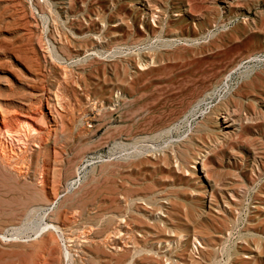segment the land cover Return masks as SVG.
I'll use <instances>...</instances> for the list:
<instances>
[{
  "label": "rangeland",
  "instance_id": "rangeland-1",
  "mask_svg": "<svg viewBox=\"0 0 264 264\" xmlns=\"http://www.w3.org/2000/svg\"><path fill=\"white\" fill-rule=\"evenodd\" d=\"M225 81L228 123L191 137ZM0 108V264H125L117 218L143 247L198 237L197 264H264V0H0Z\"/></svg>",
  "mask_w": 264,
  "mask_h": 264
},
{
  "label": "bare ground",
  "instance_id": "bare-ground-1",
  "mask_svg": "<svg viewBox=\"0 0 264 264\" xmlns=\"http://www.w3.org/2000/svg\"><path fill=\"white\" fill-rule=\"evenodd\" d=\"M145 66L146 65L143 64V65H139L137 68L138 69H143V68H145ZM239 68H240V65H238V67L236 69H239ZM243 73L244 74L242 75L243 76L242 79H247L246 75H248L249 69L248 70L247 69L244 70ZM229 76H230V74H228L224 78V80L227 79ZM125 84H128V83L125 82ZM239 86L240 85H237L234 88H229V85L227 84V81H225V83H221L216 89H214L215 91H213L212 95L213 94H217V90L223 88L225 96L223 97L222 100H220V102L217 104V106L215 108L210 109L209 112L206 115L203 116L202 121L199 123L197 130L195 132H193L191 137L199 138V136L202 135V134H205V135L211 134V136L217 137L218 134H215V131L217 130L216 128H220V119H221V124L228 123L227 106H228L229 102H233L235 100V97L237 96V93L239 92V89H240ZM114 92L116 93V97L121 98L123 93H122V91L119 88H115ZM199 103H197L195 105V107ZM193 109H192L191 112H189L188 115L192 114ZM0 116L2 117V121L6 120L5 116H4V112H3V110H1V108H0ZM217 119H219V120H217ZM217 121H219V122H217ZM21 128H24V130L29 135H30V132L31 133L34 132V129H32L25 122L23 124H21ZM11 134L12 133L9 130H7V129H5L1 133V135L3 137H10ZM191 137L188 138L190 144L193 141ZM206 146H207V144L203 143L202 147L205 148ZM4 147H5V145H4ZM4 149H0V168H2V169L5 168V166L7 165L8 159L10 158L6 154ZM142 151H143L142 148H135L134 151L132 150L131 153L123 155L122 157H120V159L122 161H127V160H130V159L139 158L140 154L143 153ZM167 151H168V153H170L171 159H174V163H175L176 162V155H178L177 154V149L169 147V149ZM8 154H10V153H8ZM161 154L162 155H166L164 152H162ZM203 167H204L203 162H200V168L202 170H203ZM175 168L178 171H181L183 169V168H180L179 165H175ZM184 170H185V168H184ZM203 173H205V171H203ZM76 174L77 173H75V176H76ZM75 182L76 181L72 177V178H70L68 180L67 184L71 185V184H73ZM146 198L147 197H145V198L144 197H136V198H134L132 200L133 204L135 203V206L138 207V210H139L140 213L142 212L141 209L144 208V207L142 208V205L143 206L146 205V203H143L144 201H146ZM165 201L167 203H169L168 199H165ZM56 202L57 201L55 199V201L53 203H48L47 205L44 204L45 205V209L44 210L45 211L49 210L47 215L50 216V218L57 219L61 215L62 209L65 206V203L61 202V204L58 207H54L53 204H55ZM41 205H43V204H40L39 208L35 209L36 212L42 211V207L43 206H41ZM144 210H146V209L144 208ZM160 213H162L163 216L166 217L164 212H160ZM121 226L127 227V222H125V220L123 218H117V226L115 228L111 229V230L108 229L107 230V234H108L109 238H112L115 241L117 239L118 242L121 241L122 245H124V247L122 249V252H123L122 257L125 260V264H137V262L143 261V260L144 261L148 260V262L150 264H184L183 261L186 260V257L188 258V260H187L188 263H185V264H197V262L193 261L190 258V256H185L184 254L187 253V249H188L186 247L187 243H188L189 247L192 246V248L194 250H197V251H198L197 246L202 247L201 246V242H199L198 237L194 236V237L191 238L188 235V233H186L185 231H181L178 234H174L172 236H169V237H167L165 239H162V240H159V241H154L153 244H150V245H147V246L143 247V246H140L134 231L129 230V229L128 230L120 229ZM49 231L55 232L56 236H57V234L59 233V228L57 226H55V225H52L51 223L50 224H44V226H42L41 228L35 229V234L36 235H35L34 238H36L37 236H40L41 237L40 241H42V243H46L45 240L43 242V238H44L43 235L46 232H49ZM0 237L3 238L1 234H0ZM5 239H7V238H5ZM9 239L11 240L10 242H12V241H14L12 239H15V238H12V239L9 238ZM57 239H60V238L57 237ZM29 240H27V241H29ZM31 240H33V239H31ZM17 241H19V240L17 239ZM206 246H208L210 248H214L215 245H211L209 243H206ZM63 248H65V247H63ZM213 253L215 254V251H213ZM6 255H8V253ZM48 256H49L48 250L42 249V248L36 249V250H34V252L28 254V258L30 259V262L28 264H47L46 260H47ZM63 256L65 258L66 264H88V262H83L84 260L83 261L75 260L73 258V256L70 254V252L66 248L64 250ZM82 259H84V258H82ZM181 259H184V260L182 261ZM52 262H53L52 264H62V263L59 262V260L56 261V262L53 260Z\"/></svg>",
  "mask_w": 264,
  "mask_h": 264
}]
</instances>
